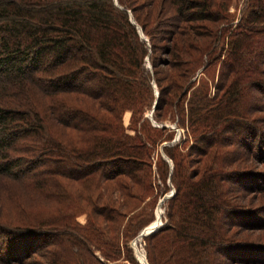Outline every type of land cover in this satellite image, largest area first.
<instances>
[{"label": "trees", "instance_id": "obj_1", "mask_svg": "<svg viewBox=\"0 0 264 264\" xmlns=\"http://www.w3.org/2000/svg\"><path fill=\"white\" fill-rule=\"evenodd\" d=\"M84 1L0 0V174L18 178L33 170L46 173L35 185L27 183L32 191L42 190L48 176L54 175L57 190H66L62 198L66 208L69 187L60 183V178L86 182L87 190L90 184L96 188L98 182H111L110 188L120 192L115 200L109 194H105L103 202L88 199L92 214H88L83 225L74 221L76 213L69 210L46 216L36 214L33 225L8 223L9 228L2 232L13 242L24 237L27 242H35L40 234L68 233L70 237L59 239V243L65 242L64 251L70 258H55L50 264H146L137 251L138 261L135 259L130 242L152 220L143 214V201L154 202L157 193L153 169L160 170V179L164 180L166 163L160 159L152 163L151 156L156 145L171 136L167 127L153 126L143 115L151 107L152 117L161 121L162 109L169 107L179 126H187L191 133L204 130L196 138L203 142L214 134V125H219V121L226 123L225 108L235 112L237 87L228 93L236 98H230L233 107L216 95L213 113L210 108L214 95H208L206 82L202 83L200 94L199 90L192 93L186 111L182 108L186 91L194 85L195 69L200 64L205 68L212 61L221 30L223 34L228 30L212 26L206 31L202 22L215 24L216 18L227 21V5L214 0H117V5L111 0ZM167 1L172 2V7H167ZM239 21L227 43L232 64L238 63L242 43L254 37L252 26L264 24V0H246ZM199 29L203 31L200 38L208 41H199ZM139 30L146 39L141 38ZM75 37L78 40L74 41ZM163 41H168L169 46L161 45ZM248 48L249 45L246 52ZM162 49L169 56L168 61L156 58V52ZM262 53L264 49L257 54ZM147 59L152 72L145 68ZM162 65L166 69L159 78L157 67ZM182 66H188V70L183 71ZM255 79L256 75V85ZM94 81L93 86H86ZM11 87L16 90L12 92ZM38 93L43 96L42 108L32 101ZM11 95L19 98L18 103L3 105L6 100L12 102ZM198 95L202 97L199 99ZM88 100L97 102V107L85 108ZM125 112H129L127 127L121 121ZM54 122L66 130L65 139ZM51 126L61 133L60 138L53 134ZM233 128L240 129L235 123L229 130ZM241 130L253 139L258 136L248 125ZM20 134L28 141L24 148L35 146L36 155L25 162V167L20 156H9ZM263 141L262 138L260 142ZM162 150L173 161L169 180L175 194L166 212L167 223L143 237L146 262L208 264L212 251L226 254L230 246L217 228V215L224 208L220 201L223 189L214 190L218 173L214 166H206L200 180L194 182L188 177L182 183L181 156L171 153L166 145ZM42 164L48 171L39 169ZM101 166L106 170H100ZM118 177L127 179L130 185L125 183L123 187ZM130 186L132 193L128 192ZM214 196L219 199L217 203L213 202ZM51 200L49 204L58 203L56 198ZM48 207L45 202L39 211ZM160 214L157 207L144 234L159 224ZM46 226L49 228L45 230ZM138 240L139 236L135 241ZM132 244L135 249V242ZM30 257L26 254L13 260L24 264L23 260ZM0 263L7 264V260L0 259Z\"/></svg>", "mask_w": 264, "mask_h": 264}, {"label": "rangeland", "instance_id": "obj_2", "mask_svg": "<svg viewBox=\"0 0 264 264\" xmlns=\"http://www.w3.org/2000/svg\"><path fill=\"white\" fill-rule=\"evenodd\" d=\"M80 1L85 2L84 0ZM111 1L114 5H117V0ZM214 1H219L227 5L226 11H224L225 14H228L227 21L216 18L215 24H213L214 22H202V28L208 31L212 29L213 26L216 27V29L226 27L228 30L225 34H223L221 30L220 38L218 42L215 43V54L212 61L205 68H203V64H200L195 69L192 76L194 85L189 91H186L188 93L184 97L182 108L183 111H186L192 93L195 94V92L199 90L198 94H200V88L203 82L207 84L208 95H210V97L214 95V102L212 108H210L213 110V113H215L216 108V95L224 98V103L225 100L227 104L229 102L230 108L231 106L233 107L230 101L231 99L234 101L236 98H233V93L231 96H228V93L235 87H237L234 94V96L237 97V107L235 108V112L225 108V117L223 118L226 119V123L219 121V125H214L212 129L214 134L206 138L203 142L197 141L196 138L198 135L201 137L204 130L199 134L198 132L191 133L187 126H179L177 124V119L171 117L169 107L162 109L161 113L163 115L160 118L161 121H157L152 117L153 110L151 107L147 109L143 116L147 117L153 126L157 127L164 125L167 127L171 137L163 143H158L154 149V155L151 156L152 163H157L158 159L166 163V169L164 170L166 174L164 180H161L160 170H157V172L156 168L153 169L155 180L154 187L157 195L154 202L152 199H150V201H143V206L145 207L143 214L147 215L146 219H149L150 215L152 220H150L146 226L141 227L138 235L140 232L143 233L144 228L152 223L157 207L161 210L158 229L165 225L168 220L166 212L171 208L170 199L175 194V187L169 180L173 161L168 158L162 150V147L166 145L170 147L171 153H175L174 155L178 157L181 156V163L184 164L180 173V181L182 183H185V181L187 182L188 177L194 182L200 180L199 178H201L202 172L206 166H214L215 173L216 171L218 173V177L215 179L214 183L216 185H214V190L217 187L223 189L224 193L220 201L224 208L222 209V213L217 215V228L219 229V233L225 236L227 239L225 241H227L230 246L228 247L229 252H226L227 255L220 250L212 251L210 256L211 259L208 264H264V141L262 143L260 142L262 138L264 140V53L260 55L257 54L260 49H264V24L261 23L257 24V26H252L256 31L254 35L255 38L252 37L248 42L242 43L243 48L239 51L238 63L232 64L233 62L231 63L228 60L229 51L227 43L230 39L232 30H235V25L240 24L239 18L241 9L245 6L246 0ZM167 2V7H172V2ZM213 10L211 11L213 12ZM168 13L169 12H167V14ZM200 24L201 23H198L197 25ZM199 32L201 33L197 36L199 41H201V39H204V42L208 41V39L204 37L200 38L201 35H203V31L199 29ZM140 35L141 38L146 39L141 32ZM183 37L186 36H181V39L185 40ZM75 40H78L77 37L74 38V41ZM160 43L165 47L169 46L168 41ZM247 45H249V48L246 52L245 49ZM155 56L159 61H168L169 59L165 49L157 51ZM145 68L148 72H152L148 59L145 60ZM164 69H166L164 65L157 67L159 78H162L163 74L161 73ZM182 69L186 71L188 70V66L187 68L182 66ZM254 75H256V79L258 80L257 86L253 84ZM94 84L95 81L94 83L85 85L93 86ZM15 90L16 89L11 87L12 92ZM198 97L200 99L202 96L198 95ZM10 99L12 102L6 100V102H2V104H16L19 101V98L13 95H11ZM41 99H43V96L38 93V98L32 101L36 103L39 108H42L40 105ZM96 103L95 101L88 100V103L85 104V108L97 107ZM101 113L104 114L102 111ZM121 121L124 127L128 126L129 112L123 114ZM234 123L236 126L240 127V129L237 128L234 130L233 128L229 130L234 126ZM55 125L58 126L56 128L59 129V132L62 131L64 136L66 130L61 125L56 123ZM246 125L258 132V136H256L255 139L251 138L249 133H246L245 130H241V127ZM50 128L53 134L57 136V138H60L61 133L55 132L52 126ZM128 133H132V130H128ZM23 136V134H20L19 138L16 140L17 142L14 150L9 152V156H20L21 160L24 161L21 165L25 167V162L30 161L29 158L35 156L36 153L35 146L29 148L26 146L27 148H24L25 142L28 141ZM257 137H260L261 140L258 141ZM63 139H65V136ZM42 165V168L39 169L48 171L47 167L44 166L45 164ZM48 166L50 167V165ZM63 167L64 166H61V168ZM101 169L102 171L106 170L104 166H101L100 170ZM119 169L121 168L119 167L115 170ZM39 171L40 170H33V172L27 174L21 173L18 178L0 174V259L7 260V264H18V261L13 259H21L26 254H31L32 257L23 260L25 261L24 264H50L55 258L59 259V261L62 258L68 259L70 257L68 253L64 251L65 242L60 244L59 241L67 237L69 238L70 235L68 233L60 235H53L50 233L51 235L46 236H44L45 234H43V236L40 234L39 236L41 237L37 241L35 240V242H32L34 240L27 242V240L24 239L26 237L22 238L20 241L13 242L2 232L5 227H8L6 224L14 223L15 225H24L26 223L28 225H33L34 221H32V217H35L36 214L46 216L48 214L54 215L60 212L65 213V211L71 210V212L74 211L76 213L74 221L79 225H83L86 222L88 214H92L90 207L87 205L88 199L91 202H95L96 200L103 202L107 197L105 194H109L110 199L115 200L114 197H117L120 192V190H115V192H117L115 195L114 189L110 188L111 182H102L103 184L98 182L96 188H93L94 185L90 184V188L87 190L88 183L86 182L83 183L81 181L79 183L77 179H72L69 182L65 178H60L58 181L60 183H65L64 186L69 187L67 189L68 196L66 195L69 197V206L66 208L62 199L66 194V190H57L52 179L54 175L48 176L50 178L45 182L42 190L32 191L26 186L27 183L30 182L35 185L36 182H39L41 178L46 176V173L41 175ZM118 180L123 181L121 182L123 187L126 186L125 183L130 185L127 179L118 177ZM204 180H206V178H204ZM93 184L96 185L94 182ZM105 186L108 189L107 192L105 191ZM131 190L132 187L130 186L128 192L132 193L133 191ZM55 198L58 199V203H56V205L49 204L52 201L51 199ZM212 199L215 203L219 200L215 196ZM151 201L153 202L152 206L150 204ZM206 201L211 202L210 199H206ZM45 202L49 207L46 210L42 209L39 211L40 206L45 204ZM45 211H47V213H45ZM48 228L49 227L46 226L45 230ZM148 234L149 233H147V235ZM138 235L130 242V247L137 261L138 259L135 255V251L141 253L145 259L144 236L139 237V240L135 241ZM133 242H135L136 250L132 246ZM25 247H31V249H26Z\"/></svg>", "mask_w": 264, "mask_h": 264}, {"label": "water", "instance_id": "obj_3", "mask_svg": "<svg viewBox=\"0 0 264 264\" xmlns=\"http://www.w3.org/2000/svg\"><path fill=\"white\" fill-rule=\"evenodd\" d=\"M157 229H158V227L152 228L151 231L149 232V234H151L152 232H154V231L157 230ZM146 235H147V234H144V235H143V233L140 232V234H139L138 236H139V237H142V236H146ZM144 261H145V259H144ZM138 263L141 264L139 261H138ZM145 263H146V261H145Z\"/></svg>", "mask_w": 264, "mask_h": 264}, {"label": "bare ground", "instance_id": "obj_4", "mask_svg": "<svg viewBox=\"0 0 264 264\" xmlns=\"http://www.w3.org/2000/svg\"><path fill=\"white\" fill-rule=\"evenodd\" d=\"M159 226V224L156 226V227H158ZM149 232H150V230H149ZM145 262V261H144Z\"/></svg>", "mask_w": 264, "mask_h": 264}, {"label": "built area", "instance_id": "obj_5", "mask_svg": "<svg viewBox=\"0 0 264 264\" xmlns=\"http://www.w3.org/2000/svg\"><path fill=\"white\" fill-rule=\"evenodd\" d=\"M159 227V226H158Z\"/></svg>", "mask_w": 264, "mask_h": 264}]
</instances>
